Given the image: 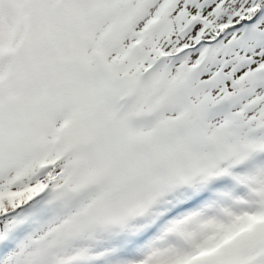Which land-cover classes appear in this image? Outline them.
<instances>
[{
	"label": "snow or ice",
	"instance_id": "6c2138e0",
	"mask_svg": "<svg viewBox=\"0 0 264 264\" xmlns=\"http://www.w3.org/2000/svg\"><path fill=\"white\" fill-rule=\"evenodd\" d=\"M104 236L264 264V0H0V264Z\"/></svg>",
	"mask_w": 264,
	"mask_h": 264
},
{
	"label": "rangeland",
	"instance_id": "374dc122",
	"mask_svg": "<svg viewBox=\"0 0 264 264\" xmlns=\"http://www.w3.org/2000/svg\"><path fill=\"white\" fill-rule=\"evenodd\" d=\"M29 231H31V229H29ZM126 240L127 237L125 236H120V237H108V236H104L101 237L100 240L98 241L97 247H96V251L97 253H102V252H113L115 251V255H111V258H105L101 261H99V264H107V263H111L113 262V260H120L119 257L122 256V253H124L127 248L126 245ZM107 245L110 248L106 251H100L103 250L102 248ZM113 264H117V262L113 263Z\"/></svg>",
	"mask_w": 264,
	"mask_h": 264
},
{
	"label": "bare ground",
	"instance_id": "6f19581e",
	"mask_svg": "<svg viewBox=\"0 0 264 264\" xmlns=\"http://www.w3.org/2000/svg\"><path fill=\"white\" fill-rule=\"evenodd\" d=\"M102 249H103V250H107L108 248H107V247H103ZM103 250L100 249V251H103Z\"/></svg>",
	"mask_w": 264,
	"mask_h": 264
}]
</instances>
